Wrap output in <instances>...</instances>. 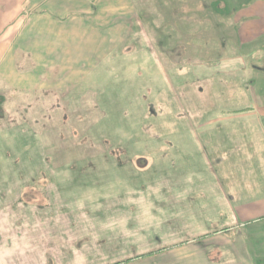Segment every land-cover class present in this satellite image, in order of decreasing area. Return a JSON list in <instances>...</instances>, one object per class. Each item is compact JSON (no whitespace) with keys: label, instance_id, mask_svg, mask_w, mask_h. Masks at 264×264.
<instances>
[{"label":"rangeland","instance_id":"374dc122","mask_svg":"<svg viewBox=\"0 0 264 264\" xmlns=\"http://www.w3.org/2000/svg\"><path fill=\"white\" fill-rule=\"evenodd\" d=\"M8 1L0 6L14 14L21 0ZM172 5L160 26L143 19L157 28L160 44L148 41L142 55L135 52L139 46H125L114 56L118 62H79L45 90L17 92L0 82V209L17 208L1 212L0 230L13 245L14 264H246L242 256L234 260L228 239L199 236L217 230L214 216L218 230L226 229L233 213L207 206L209 193H199L214 186L213 172L261 174L263 165L232 158L220 164L214 147L188 149L183 141L195 145L199 133L182 123L197 129L198 108L250 103L240 96L220 99L235 87V95L242 93L241 81L219 74L231 58L229 43L249 64L248 96L264 90V0ZM147 59L161 60L174 89L168 97L164 77ZM207 59L214 66L200 67ZM192 111L198 113L189 117ZM241 230L248 236L251 227ZM250 245L251 260L264 264V251H255L264 249V236ZM243 247L245 257L246 242Z\"/></svg>","mask_w":264,"mask_h":264},{"label":"crops","instance_id":"0c3cea01","mask_svg":"<svg viewBox=\"0 0 264 264\" xmlns=\"http://www.w3.org/2000/svg\"><path fill=\"white\" fill-rule=\"evenodd\" d=\"M12 1L14 0H9L7 4ZM175 1L183 0H21L19 9H14V14L0 6V36L4 35L0 40V82L7 87L11 86L10 88L17 92H31L33 88L45 90L55 81L56 74L61 76L65 74L67 77L71 74V69L66 68L79 62L87 65L90 62L93 66L98 64L103 66L108 60L110 63H115L118 58L114 56L117 54L119 56L118 49L125 46H139L135 52L140 50L137 54L142 55L141 46H149V43L151 46L160 44L157 28L147 26L143 19L154 18L157 20L154 24L160 26L159 20L171 16L172 4ZM163 3L165 5H162ZM226 49L228 54L231 53L229 54L231 58L221 63V66L225 65V71L219 74L223 76L226 73L233 76L236 81H241L242 93L235 95L238 93L235 87V93L227 92L228 94L225 93L226 95L223 96L221 94L220 99L226 98L228 101L234 97L235 100L240 96L251 101L243 108L214 107L212 110L198 108L199 113L190 112L189 117L198 113L197 129L192 123L186 125V121L182 125L190 128L189 130L198 131V138L194 140L197 143L191 146L187 140L183 141L182 145L188 149L193 146L199 149L214 147L215 162L220 164L229 162L232 158L241 163L256 162V165H263L261 174L246 171L244 175L233 172L225 175L213 172L214 186L210 189L203 188L199 193L205 195L209 193L210 201L207 206L212 202V205L216 203L219 206L218 210L233 212L228 214L229 223L224 220L225 224H228L226 229L218 230L221 226L220 220L214 216L210 224H218L217 230L215 229L213 234L203 231L199 236L204 235L203 240L212 237H217L218 240L228 239L230 242L228 249L235 261L238 262L242 256L247 260L246 264H255L251 260L254 255L250 244L259 243L264 236V212L256 213L264 210V90L260 91V94L248 96V93L253 91L244 87L249 79L244 75V69L249 64L240 54L232 53L234 48L230 43L227 44ZM233 56L235 58H232ZM147 61H151L150 67L155 68L157 72L160 71L164 77L167 92L164 94L168 97L174 89L168 74L162 69L161 60L147 59ZM212 64V60L207 59L199 66H214ZM141 65L142 62L139 60L138 66L143 67ZM147 66H149L148 62ZM231 68L236 69L231 70ZM261 70L264 71L263 68ZM262 74L264 75V72ZM66 80L68 81V78ZM249 81L251 83L250 79ZM199 92L202 93L204 90L200 89ZM159 94H162V90L154 98L156 99ZM200 154L205 158V162L209 160L210 155L205 149L204 153L200 150ZM187 157L190 160L192 156L187 155ZM180 160L182 157L177 159L178 162ZM144 161L146 163V160ZM253 166L255 165H252L251 169ZM223 179L225 182L229 180L228 185L223 183ZM5 195L2 194L3 200H7ZM225 195L228 196L229 202L224 199ZM9 206L11 208L0 209V214L17 211L15 205ZM255 209L258 211L253 212L252 210ZM10 220L12 221V218ZM247 226L251 227L248 236L241 230V227ZM245 242L246 255L243 257L239 251L244 250ZM6 243L7 241L2 239L0 230V264H14L13 245ZM165 249L167 251V248ZM219 249L221 250L222 247ZM259 250L255 249L256 252L264 251V249ZM26 253L21 250V256H26Z\"/></svg>","mask_w":264,"mask_h":264}]
</instances>
